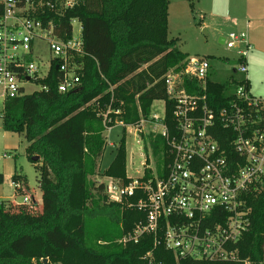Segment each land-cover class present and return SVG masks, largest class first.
<instances>
[{"label": "trees", "instance_id": "1", "mask_svg": "<svg viewBox=\"0 0 264 264\" xmlns=\"http://www.w3.org/2000/svg\"><path fill=\"white\" fill-rule=\"evenodd\" d=\"M49 1V5L45 1L35 5L30 14L43 26L51 23L55 36L63 41L73 36L72 21L80 23L81 47L72 53L79 83L74 89L58 91L60 73L53 65L45 77L37 79L46 90L3 102L2 128L27 142L26 156L38 170L41 204L33 199L30 204L0 201V264H148L143 258L148 251L149 258L161 264H242L192 258L175 261L162 245L152 247L151 235L136 242L120 241L145 219V211L128 205L139 196L110 201L105 184L91 178L98 172L106 145L101 112L110 109V124L115 119L136 124L150 114L153 101L163 100L170 115L172 102L164 75L180 67L187 55L168 37L169 0H79L71 8ZM2 12L0 3V16ZM242 81L230 75L218 82L207 75L205 93L210 105L218 110L228 103L233 88ZM184 82L192 92L196 84L186 78ZM216 128L219 145L229 146L230 130ZM148 143L156 166L166 164L165 141L157 136L149 137ZM144 149L147 152L146 145ZM100 175L128 183L123 137ZM12 182L22 192L24 179L19 174L12 175ZM245 201L250 221L236 246L240 258L262 264L264 180Z\"/></svg>", "mask_w": 264, "mask_h": 264}, {"label": "built area", "instance_id": "2", "mask_svg": "<svg viewBox=\"0 0 264 264\" xmlns=\"http://www.w3.org/2000/svg\"><path fill=\"white\" fill-rule=\"evenodd\" d=\"M44 1L50 4L49 0H0L1 105L7 99L27 94V84L46 90L37 79L45 77L53 65L60 73L58 91L78 86V66L72 61V53L79 52L80 38L60 40L51 23L43 26L30 14L35 5ZM53 1L62 8H71L79 0ZM34 39L47 43L50 59L44 70L29 60ZM223 44L227 48L240 44L236 47L238 62L234 69L243 81L235 85L228 103L218 110L210 105L205 93L208 59L187 56L180 67H172L164 75L166 93L172 102L169 116L164 101L162 114L150 112L136 124L116 119L110 124V109L100 113L103 132L121 127L135 137L140 151H145L146 145L151 154L149 137H161L167 145L166 164L157 167L153 157L140 161L136 167L130 162L136 174L130 176L126 170L129 181L125 185L106 177L104 184L110 201L137 195V201L128 205L145 211L144 221L120 241L136 242L143 235H151L152 247L162 245L175 261L192 258L253 264L248 258L239 257L236 244L250 221L245 197L264 180V99L252 96L247 88L244 60L250 45L246 32L230 33L223 38ZM184 78L196 84L192 92L186 89ZM217 125L232 134L225 148L214 136ZM23 203L30 204L31 200L24 196ZM150 255L148 251L143 256L148 264H161Z\"/></svg>", "mask_w": 264, "mask_h": 264}, {"label": "rangeland", "instance_id": "3", "mask_svg": "<svg viewBox=\"0 0 264 264\" xmlns=\"http://www.w3.org/2000/svg\"><path fill=\"white\" fill-rule=\"evenodd\" d=\"M173 0H170V2ZM186 3L190 15L180 11L170 9L168 37L175 39L176 47L187 56H203L210 63L208 77L211 80L225 82L230 75L240 77L239 73H233V68L237 65L236 47L227 48L224 44L218 42V37H227L230 33L238 34L246 32L243 0H229L228 4L223 0L215 10L210 9L209 0H182ZM172 4V3H171ZM172 10V11H171ZM73 36H80V23L77 20L72 21ZM32 54L29 60L41 65L44 70L46 63L50 59L47 49V43L41 39H34L32 42ZM260 67H264L259 65ZM261 72H258L255 84L264 81L260 78ZM254 86V85H253ZM36 84H27L26 93H31L37 89ZM264 98V96H260ZM2 105L0 103V114ZM151 113L162 114L163 100L153 101L150 109ZM102 137L106 141L105 149L101 160L99 161L98 172L91 178L96 184L107 181L106 177L100 175L104 167L113 158L116 144L123 137L126 151V170L130 176L136 173L134 167L139 165L140 161L145 159L152 160V155L145 151H140L139 145L135 143V137L132 134L125 133L121 127L116 126L110 130L102 132ZM111 143V144H109ZM27 142L25 139L11 131L2 128L0 116V201H14L17 204L23 203V197L27 196L29 200L41 204V192L38 187V170L35 164L30 162L25 153ZM19 174L24 183L20 184L22 192L15 190L12 182V175Z\"/></svg>", "mask_w": 264, "mask_h": 264}, {"label": "crops", "instance_id": "4", "mask_svg": "<svg viewBox=\"0 0 264 264\" xmlns=\"http://www.w3.org/2000/svg\"><path fill=\"white\" fill-rule=\"evenodd\" d=\"M228 1L229 0H226L225 3L228 4ZM222 2L223 0H209L210 9L215 10L214 8H216ZM172 8L174 12L179 10L181 15H183L184 13H188L190 15V11L186 3H184L182 0H173V2H170L169 0L168 24L169 13L170 9ZM243 8L244 16L246 19L245 30L250 45V48L247 50L244 60V63L247 67V88L252 96L261 98L260 96H264V81H261L257 87V85L255 84V79L257 77L258 72H261L260 78H264V67L259 66H264V0H243ZM219 38L223 37L219 36L218 39ZM232 70L233 73L236 74L235 69L233 68ZM233 77L236 76L233 74ZM236 78H241V76Z\"/></svg>", "mask_w": 264, "mask_h": 264}, {"label": "water", "instance_id": "5", "mask_svg": "<svg viewBox=\"0 0 264 264\" xmlns=\"http://www.w3.org/2000/svg\"><path fill=\"white\" fill-rule=\"evenodd\" d=\"M218 42L222 44V42H223V38H219V39H218Z\"/></svg>", "mask_w": 264, "mask_h": 264}, {"label": "bare ground", "instance_id": "6", "mask_svg": "<svg viewBox=\"0 0 264 264\" xmlns=\"http://www.w3.org/2000/svg\"><path fill=\"white\" fill-rule=\"evenodd\" d=\"M234 85V84H233Z\"/></svg>", "mask_w": 264, "mask_h": 264}]
</instances>
